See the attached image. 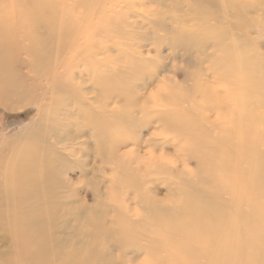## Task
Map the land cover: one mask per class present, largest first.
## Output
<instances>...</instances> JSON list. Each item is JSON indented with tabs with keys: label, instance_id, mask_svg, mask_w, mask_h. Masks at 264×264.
Segmentation results:
<instances>
[{
	"label": "bare ground",
	"instance_id": "1",
	"mask_svg": "<svg viewBox=\"0 0 264 264\" xmlns=\"http://www.w3.org/2000/svg\"><path fill=\"white\" fill-rule=\"evenodd\" d=\"M242 1L243 0H235L238 9L242 6ZM216 2L218 3V1ZM6 3L7 0H0V101H4L5 104L8 102L9 105L11 101L8 95L15 91V87L13 83L10 82L12 79L6 72L8 66H5L6 63H8L7 53L10 49H14L16 44L13 43V37L9 38L8 36L9 32H11V30L15 31V29L6 26V21H8V6ZM15 3L17 6L25 8L22 16L26 22L30 23V26L27 28L28 30L30 28L32 30L31 33H33V36H30L27 30L25 34L26 40L28 41V43H26L27 45L24 47L26 53L28 57L30 56L34 58V60H39V62L42 63L43 60H46L47 54L44 46L38 40V33H40L42 29L53 30L56 25L59 26L58 22H55L58 20V15L52 11L50 2L47 0H15ZM196 5L201 9L202 4L199 5V3H196ZM208 5L210 7V4ZM179 7L176 9L179 10ZM223 9L227 10L224 6ZM48 11L54 14L52 17L53 20L43 22V17H46ZM165 11L167 12L168 10L166 9ZM148 12H150V10ZM154 12L157 11L155 10ZM198 13H196L197 16ZM154 14L155 13H153V15ZM194 34L192 36L188 35V37H192L190 40L191 42L192 40L195 41L193 38L196 35ZM134 35L136 34L134 33ZM131 38L133 39V37ZM198 39L203 40L199 35ZM180 41L176 40L177 43L174 44L178 45ZM191 42L190 44H192ZM180 43H182V41ZM184 44L186 45V43ZM222 44L224 45V43ZM180 45H178V48ZM183 48L185 49L184 52H188L187 50L189 48ZM98 49L100 50L101 48ZM177 50H181V48ZM188 53L191 54V52ZM247 54H249V52ZM136 55L135 57H138V55ZM139 56V58H142L141 55ZM213 57L212 54L208 59ZM230 58L232 59L233 56L229 57L228 55V57L217 58V66L214 71L217 74L216 86L209 85V78L203 76L201 72L194 75L191 73L186 79L188 81V79L193 76L194 85L198 87L195 89L196 92L194 91V93L189 95H177V93L171 90L169 91L168 89H166L165 92H158V95H165L166 99H162L160 102L153 101V106L156 109L155 113L147 116L148 114L145 112L140 118L135 116V112L141 114L144 110H149L150 101L147 102L146 100L143 102L145 99L144 96L137 95L133 90H129L128 93H125L123 86L116 88L115 86L109 87L106 84L102 85V90H100L106 95H98L100 98L97 97L98 100L97 98L93 100L94 104L97 103L99 105L96 104L101 110V116L90 112L87 119L88 126L94 127V129L98 131L97 139L94 141L95 149L98 150L102 160L111 162L109 158H113L112 161L114 162L113 164H115L113 170L119 173V176L113 177L112 179V184H116V186L112 185L109 188L111 192L105 193L106 198H109L106 203L101 202L100 199L97 198L96 204L90 207V205H87L85 198H80L78 195H71L64 199V201L66 200L65 203L73 201L76 198L77 203L63 210L62 206L64 205L59 203L60 201L64 202L63 196L60 197L57 191L59 189H75L77 188V184L66 179L54 181L52 186L47 185V187H45V182L42 181L36 183L32 180L29 182V179L26 177L30 174H37L36 171L40 172L37 169L38 167L34 169L33 162L36 163V161L26 160L22 157V153L19 154L20 151L16 155L13 153L10 157L7 154L9 157L7 158V163H10V165H6L7 167L5 166L4 179L3 182H1L3 183L4 190L2 192L0 191L1 193H5L0 194V204H4V202L6 204V202L9 203L10 201H12L13 204L5 210L8 217H11V219H9V224L12 226V235L14 236L12 249L14 256H11L9 260L7 259L5 264H234L235 256L244 254L243 248H241L243 245L237 239L238 233L235 227V199L237 200L236 203L240 206L245 204L250 208L247 213L246 228L251 232V236L249 235L251 241L249 240L250 245L248 247L252 250V256H250L247 261H252L253 259L261 260V258L264 257V188L260 179L256 177V171L254 173L253 169H243L240 164L235 169V160L240 162L241 159V153L238 151L241 150V148L235 147V118L228 119V114L221 108L222 99L225 100L226 97L230 96L232 100V96L228 95V92L231 93L235 89V95L238 93L236 92L237 89L233 86L224 90L223 86L220 85V82L222 83L221 79L224 77L225 79L228 78L226 76L230 74L232 64ZM204 61L202 63H204ZM33 65L34 64H32V66ZM245 66L247 65H244V67ZM39 67L42 68V66ZM145 73L146 72L135 73V77H140L141 75L147 76L148 74L146 75ZM131 74L132 73H129L130 76ZM251 75H253V73ZM251 75L250 77H252ZM230 76H232V78L234 77L233 74ZM15 77L17 78V75ZM70 77L67 78L70 79ZM246 77L248 78L247 71L241 74L235 71V85L239 84L243 89L246 83ZM26 78L24 77V81H26ZM147 78H150V76ZM232 78L230 77L228 80L230 81ZM231 84L232 83H230V85ZM248 91V88L241 90V92L239 90V94L249 95ZM134 94H136V96ZM62 95L63 94H60L61 97ZM78 95H75L76 98ZM73 99L71 97L70 100L73 101ZM117 100H121L119 102H123L125 108L116 107L114 110H109V107L113 103H117ZM71 102L69 101V104H71ZM86 103L85 105L90 106ZM71 106L73 105H70V107ZM52 107H55V104L47 108L40 107L38 113L40 115H45ZM131 110H133L132 113L130 112ZM235 111L236 110H234V112ZM73 117H71V119ZM47 120L49 119L47 118ZM151 125H154L159 130L161 129L162 133L163 131L164 133L161 135H154L155 137L153 136L151 139L147 140L148 151H143L141 150L142 144L139 143V132H133L130 135L125 131L132 128H140L143 130ZM111 127H114V132L111 131ZM59 128L60 127H58V129ZM239 130H242V128H239ZM38 132L40 133V131ZM73 133L72 137L76 136L75 139H82L87 135L83 130L79 131L78 135L75 134L73 136ZM165 134L169 136L167 137ZM171 135H176V138L179 137L180 139L176 141V138H173L172 140L170 137ZM62 136L63 133H59L56 136L59 139L57 143L60 142ZM245 137L246 136L242 134L238 138L243 139ZM158 138L160 140H158ZM249 138L250 135H248L247 139ZM130 142H134L137 151L134 150L131 154H122L119 148ZM91 146L92 145L88 142L84 145L82 144L80 149H83L90 155L89 152L92 151L93 147ZM170 146H174L173 155L164 152L159 155L154 153V151L162 152ZM17 147H19V145ZM26 147L24 150L28 148ZM33 151V153H35V150ZM263 151L264 150H262V152ZM49 152L45 153L48 154ZM36 154L33 155H41L40 153V155L38 153ZM71 154H74L76 158L78 156L77 153L72 152ZM17 155H19V157L15 159L14 157ZM83 155L86 157L85 154ZM84 157L82 156V158ZM1 158L3 157H0V160ZM78 158H81V156H78ZM7 159L5 161H7ZM192 159L196 160V163L202 169L201 172H203V175L196 177L195 180L189 178L184 179L183 182L185 183L183 185L193 191L187 192V196H185L184 200L174 202L169 206L165 205L167 202L158 199L156 196V185L159 184L158 177L176 174L179 179H182V176H185V174L189 172L187 169V162ZM64 160L65 159H63V163H65ZM78 160L75 161L79 162ZM84 161L86 162V160ZM92 161H94L93 158ZM58 162L61 163V161ZM85 162L82 164L84 166L83 170L79 169L81 170L82 177L87 178L88 172L94 173L93 170L97 166L96 164L90 165L88 162L85 164ZM69 163L70 162H66L64 168H67ZM72 163L75 164L71 162V165ZM105 163L106 161L104 164ZM52 164L50 160H48L46 164H43L42 177L53 173L56 164L54 167ZM67 164L68 166H66ZM73 168L76 169V167ZM235 170L239 175L237 180H235ZM20 179H23L21 185H19ZM94 183V186L92 185L95 191L94 194L99 195L101 193V186L99 184L103 182L99 183L95 181ZM177 184L178 185L175 187L173 186L174 181L168 183L172 189L177 190V187H179V191L184 190L185 187L182 188L181 184ZM247 188H252L253 190H245ZM23 194L30 199L21 200L20 196ZM71 194H73V191ZM120 194H122V196H117ZM176 194L177 192L174 193V195ZM105 195L103 196L105 197ZM129 195L132 196L129 197ZM224 196H227V199H224ZM78 203L79 205H77ZM25 206L27 207L25 208ZM99 208H104V212L102 210L100 211ZM229 208H232L234 213H228L227 210H229ZM55 209H60V215L55 212ZM65 210L66 212H64ZM178 210H180V212ZM162 215H164L168 221H161L160 217ZM68 216L74 217L73 222H71L72 220H66ZM79 218L81 220L82 218L84 219V224L92 225L91 232L82 229V227L85 226L84 224H77ZM110 240H112V243L108 242ZM0 243V254L5 257L9 249L1 248L8 243L3 235L0 237ZM116 248L126 254H131L132 257L125 259L119 254L115 255ZM22 255L23 261L21 258ZM142 256H144L145 259L138 262L136 259H141Z\"/></svg>",
	"mask_w": 264,
	"mask_h": 264
},
{
	"label": "rangeland",
	"instance_id": "2",
	"mask_svg": "<svg viewBox=\"0 0 264 264\" xmlns=\"http://www.w3.org/2000/svg\"><path fill=\"white\" fill-rule=\"evenodd\" d=\"M47 1L50 2L52 11L58 15V20L55 22H58L59 26L56 25L53 30L42 29L40 33H38V40L44 46L47 54L46 60H43L42 63L39 62V60H34V58L30 56L28 57L24 48L27 45L26 43H28L25 34L28 30L27 27L30 26V23L26 22L22 16L25 8L17 6L15 0H7L6 3L8 6V21H6V26L15 29V31L11 30L8 36L9 38L13 37V43L16 45L14 49H10L7 53L8 63H6L5 67L8 66V70L5 69L9 77L12 79L10 82L13 83L15 91L8 95L11 101L9 105L8 102L5 104L4 101H0V157H3L0 160L3 161L0 162L1 192L4 190L3 183H1L4 179V171L5 168L10 165V163H7V158L12 156L13 153L15 155L18 154L20 151L19 154L22 153V157L26 160L36 161V163L33 162L34 169L38 167L37 169L40 171H36L37 174H30L26 177L29 179V182L34 180V182L39 183L42 181L45 182V187H47V185L52 186L54 181H59L60 179L70 180L77 184V188L72 190L59 189L57 193H59L58 195H60V197L63 196V201L68 196L78 195L80 198H85L87 205H90V207L96 204L97 198L100 199L101 202L106 203L109 198H106L105 193L111 192L109 188L112 185L116 186V184H112V179L113 177L115 178L116 176H119V173L116 170H113L115 167V164H113L114 162L112 161L113 158H109L111 162L108 160H102L98 150L95 149L94 141L97 139L98 131L94 129V127L92 128L88 126L87 119L90 112L101 116V110L98 107L99 105L97 103L94 104L93 100L97 97L100 98V95H106L101 92L102 85L106 84L109 87L115 86L116 88L123 86L125 93H128L129 90H133L137 95L144 96L145 99L143 102L146 100L147 102L150 101V108L149 110H144L141 114L135 112V116L140 118L145 112L148 114L147 116H149L156 111L153 106V101L160 102V100L166 99L165 95H158V92H165L166 89L177 93V95H189L194 93V91L196 92L195 89L198 87L197 85H194L193 76L192 78L190 77L191 80L188 79L187 81L186 79L191 73L194 75L201 72L203 76L209 78V85L216 86L217 74L214 71L217 66V58L228 57V55L229 57L233 56V58H230V61L232 62L230 74L225 76L232 78L230 75L233 74L234 77L229 81L228 78L225 79L223 76L224 78L221 79L222 83L220 82V85L223 86L224 90L233 86L237 89L236 92H238V95H235V89L231 93L228 92V95L232 96V100L230 96L226 97L225 100L222 99L221 108L228 114V119L235 118V147L241 148V150L237 149L241 153V159L240 162L235 160V169L239 164L243 169H253L254 173L256 171V177L260 179L264 188V151L262 152V150H264V0H243L241 3L242 6L239 9L236 6L237 2H235V0H200V2L199 0ZM216 1H218V3ZM196 3H199V5L202 4V7L200 6L202 10L197 6L198 4L196 5ZM208 4H210V7ZM177 6H180V12L176 9L178 8ZM190 6L195 8H191ZM223 6L224 8L226 7L227 10H224ZM166 9L168 10L167 12L165 11ZM149 10L150 12H148ZM155 10L157 12H154ZM195 12H199L198 16ZM153 13L155 14L153 15ZM53 16L54 14L48 11L46 17H43V22L52 21ZM31 32L32 30L29 28L28 35L33 36V33ZM128 32L131 33V36ZM133 32L136 35H134ZM193 34L197 37L194 36L193 39L195 41L192 40L191 42L190 40L192 39L191 36ZM188 35H191V38L188 37ZM198 35L203 40L198 39ZM131 37H133V39ZM176 40L182 41V43H180L181 41L178 42V45H182L179 46L181 50H177L179 49L178 45L174 44L177 43ZM190 42L192 44H190ZM221 42L224 43V45ZM184 43H186V45ZM97 47L101 49L99 50ZM183 47L189 48L187 51L191 52V54L184 52L185 49ZM135 52L141 53L137 54ZM248 52L249 54H247ZM136 54L138 57H135ZM212 54L214 57L208 59ZM139 55H141L142 58H139ZM203 61L204 63H202ZM32 64L34 65L32 66ZM18 65H20L21 68ZM244 65L247 66L244 67ZM39 66H42V68ZM235 71L240 74L244 71L246 73L247 71L248 78L246 77V83L243 89L248 88L249 95L239 94L243 89L239 84L235 85ZM138 72H146L145 74L148 75L142 76L140 74V77H135V73ZM129 73H132L131 76ZM252 73L253 75H251ZM16 75L17 78L15 77ZM250 75L252 77H250ZM149 76L151 80L150 78H147ZM24 77H27L25 79L26 81H24ZM67 77H70V79ZM14 78L16 79L13 80ZM230 83L232 84L230 85ZM60 94H63L62 97ZM136 94L134 95L136 96ZM39 95L42 96L40 97ZM75 95H78L77 98ZM71 97L75 100H70ZM69 101H72L71 104H69ZM119 101L121 100H117V103H113L109 107V110H114L116 107L125 108L123 102L121 103ZM85 103L90 106L85 105ZM53 104H55V107L49 109L45 113L46 116L38 113L40 107L47 108ZM70 105L73 106L70 107ZM234 110H236V113ZM130 112L132 113L133 110ZM71 117L73 118L71 119ZM47 118L49 120H47ZM58 127L60 128L58 129ZM239 128H242V130H239ZM139 129L140 128H132L125 132L130 135L133 132H139V143L142 144L141 150L143 151H148L147 140L151 139L154 135H161L164 133V131L162 133L161 129H157L154 125L143 130L140 129L141 131ZM82 130L87 135L82 139H75L76 136L74 135H78L79 131ZM38 131H40V133ZM72 131L75 132L73 133ZM111 131H115L114 127H111ZM59 133H63V136L62 139H60V142L57 143L59 139L56 136ZM72 133L74 137H72ZM242 134L246 137L239 139L238 137ZM248 135H250L249 139H247ZM165 136L168 137L169 135L165 134ZM170 137L173 140V138H176V135H171ZM179 139L180 138L177 137L175 140L178 141ZM158 140L160 139L158 138ZM88 142L93 146H91L92 153L89 152L90 155H88L83 149H80L82 144L84 145ZM18 145L19 147H17ZM25 147L27 148L26 150H24ZM32 149L35 150V153H33L34 151ZM119 149L122 154H131L134 150L137 151L134 142H130ZM45 152H49V155ZM72 152L77 153L81 158H78V156L77 158L74 157V154H71ZM163 152L173 155L174 146L167 147L162 152L154 151V153L158 155ZM36 153H40L41 155H33ZM83 154H85L86 157H84ZM91 155L94 161H92ZM82 156L84 158H82ZM18 157L19 155L14 158L17 159ZM6 159L7 161H5ZM63 159H65V163L70 162L69 166L68 164L66 165L68 166L67 168H64L65 163H63ZM48 160L53 163V167L56 164L54 171L48 176L46 175L45 177H42V166L43 164H46ZM75 160H78L79 162H76ZM84 160L90 163V165L96 164L97 166V169L95 168L93 170L94 173L88 172L87 178L82 177L81 175V170H83L84 167L82 165L85 162ZM58 161H61V163ZM105 161L106 163L104 164ZM71 162H74L75 164L72 163L71 165ZM73 167H76V169ZM187 169L189 172H187L185 176L183 175L182 179H179L176 174L172 176L158 177L159 184H155L157 187L156 196L158 199L166 201L167 203L165 205L169 206L174 202L182 201L185 196H187V192L193 191L183 185L185 183L183 182L184 179L189 178L195 180L196 177L203 175V172H201L202 169L194 159L187 162ZM237 175L238 173L235 170V180L239 177V175ZM23 179H20L19 185H21ZM95 181H98L99 183L103 182L99 184L101 186V193L99 195L94 194L95 191L93 190V186ZM172 181H174L173 186L176 187L178 185L177 183H179L182 188L185 187L184 190L179 191V187H177V190L172 189L171 186L168 185V183ZM245 190L253 189L247 188ZM72 191L73 194H71ZM1 192L0 194L5 193ZM176 192L177 194L174 195ZM103 195H105V197ZM117 196H122V194ZM131 196L132 195H129V197ZM20 197L21 200L30 199L25 196V194ZM76 199L66 203V200L64 202L60 201L59 203L64 205L62 206V209L64 210L66 207L76 204ZM224 199H227V196H224ZM236 202L237 200L235 199V211L232 208H229L227 211L228 213L235 212V227L238 233L237 239L243 245L241 248H243L244 254L235 256L234 264H264V257H262L261 260L253 259L252 261H247L249 257L252 256V250L248 247L250 245L249 240L251 241V238H249L251 232L246 228L247 213L250 208L245 204L243 205L245 207L242 205L240 206ZM12 205V201L9 203L6 202V204L5 202L4 204H0V217H2L0 218V237L3 235L8 241V243L1 248L9 249L5 257L0 254V264H5L7 259L9 260L11 256H14L12 250L14 236L12 235V226L9 224V219H11V217H8L5 210ZM77 205H79V203ZM215 205L218 206L217 204ZM26 207L27 206H25V208ZM104 208H99V210L104 212ZM59 210L55 209V212L60 215L61 212ZM178 211L180 212V210ZM64 212H66V210ZM73 219V216L66 217V220H72L71 222H73ZM160 220L168 221L164 215L160 217ZM77 224H84V219L82 218L81 220L79 218ZM84 225L85 226L82 227V229L90 232L92 231V225ZM108 242L112 243V240ZM117 250L118 248H116L115 255L119 254L125 259L132 257L131 254H126ZM22 257L23 255L21 258ZM144 259L145 257L142 256L141 259L136 260L141 262Z\"/></svg>",
	"mask_w": 264,
	"mask_h": 264
}]
</instances>
